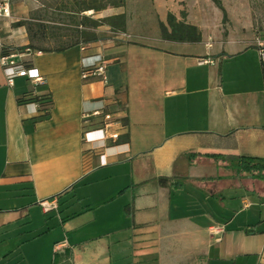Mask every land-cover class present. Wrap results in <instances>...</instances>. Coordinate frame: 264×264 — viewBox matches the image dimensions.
I'll list each match as a JSON object with an SVG mask.
<instances>
[{
	"label": "crops",
	"instance_id": "obj_1",
	"mask_svg": "<svg viewBox=\"0 0 264 264\" xmlns=\"http://www.w3.org/2000/svg\"><path fill=\"white\" fill-rule=\"evenodd\" d=\"M167 12L180 19L179 8L166 0H126L99 12L124 13V32L98 26L92 29L95 41L61 52L14 50L28 44L26 30L12 26L19 20L13 5L9 16H0V243L16 237L20 253L18 259L0 255V264H151L139 257L150 251L156 264H209L211 252L219 257L227 248L224 187L245 182L231 180V170L206 155L264 158L259 46L243 34L222 35L205 9L198 17L185 10L200 42L164 40L159 22ZM3 49L36 68L43 82L15 77L9 86ZM98 59L106 61V81L83 79V66ZM44 96L52 99L44 104L49 116L32 122L43 114L39 104L19 100ZM95 111L86 122L84 115ZM104 113L111 115L107 131L117 140L85 142L84 132L98 128ZM125 134L127 141L121 140ZM158 177L171 184L160 185ZM93 185L99 205L120 201L115 214L123 225L115 230H125V238L83 243L75 236L79 222L71 227L70 221L92 209L80 201L90 198ZM44 199L56 200L57 208L44 212ZM240 203L250 205L243 197ZM31 211L44 219L40 230ZM53 214L61 232L48 240L47 256L40 259L33 254L43 248L45 217ZM213 225L223 231L212 234ZM257 253L255 264H264V249Z\"/></svg>",
	"mask_w": 264,
	"mask_h": 264
},
{
	"label": "rangeland",
	"instance_id": "obj_2",
	"mask_svg": "<svg viewBox=\"0 0 264 264\" xmlns=\"http://www.w3.org/2000/svg\"><path fill=\"white\" fill-rule=\"evenodd\" d=\"M59 1L61 0H10V4L14 6L15 17L20 20L24 17L27 18L29 12L38 8L41 3L50 5ZM132 1L129 0L130 3ZM215 1L220 2L226 10L225 20H222V13ZM166 2L170 7L179 8V16L181 11L185 12L189 8L192 15L198 17V10L205 9L207 15L215 23H220L219 28L222 35H227L229 32L243 34L254 43L264 46V0H166ZM85 14L94 18L103 16V13L92 11ZM260 184L257 182V186L252 187L247 182L233 183L230 181L224 187V200H226L227 206L223 211L226 213L223 221L227 224V234L223 246L225 247L227 244V248L220 250L222 255L219 256L220 258L217 257L216 251L215 253L211 252L209 264H255L257 262V252L264 249V186H260ZM97 189L98 187L94 185L88 188L87 190L91 193L90 198L80 201L84 207H88L87 204L90 203L92 209L86 210L77 220L70 221L71 227H76L75 223L79 222V227L73 229L77 230L75 236L80 237L83 243H90L95 240L94 238L101 239L104 243L113 242L116 238H125L126 234L123 233L125 230L121 232L115 230L123 225L122 220L115 214V208L121 205L120 201L105 207L99 205ZM242 197L249 202L248 208H242L240 203ZM61 214H63L62 217L67 215L64 212ZM30 215L32 222L40 230L41 226L38 224L42 220L44 222L43 217L38 211H31ZM55 216L53 214L45 217L47 224H43V226H45L44 230L49 227V235L41 239L40 244L43 245V248H39L38 254H36L37 250L33 254L40 256V259H45L47 256L46 246L49 239L54 234L61 232L60 229H56V223L53 221ZM20 225H26L25 221L22 220ZM15 238H8L0 243V255L9 254L12 259L19 258L20 253Z\"/></svg>",
	"mask_w": 264,
	"mask_h": 264
},
{
	"label": "trees",
	"instance_id": "obj_3",
	"mask_svg": "<svg viewBox=\"0 0 264 264\" xmlns=\"http://www.w3.org/2000/svg\"><path fill=\"white\" fill-rule=\"evenodd\" d=\"M126 0H61L53 4H44L29 12L27 18L20 19L12 23L13 27L23 26L28 36V44L14 50H37L42 52H61L81 43L95 41L96 35L92 29L106 25L112 31L124 32L126 27V17L124 13L94 18L85 14L88 11L99 13L109 7H123ZM216 6L222 13V20H225L226 10L220 2L215 1ZM186 12H180L178 19L172 12H167L165 21L159 22L160 36L164 40L175 42L198 43L201 41L200 30L185 21ZM12 50L3 49L1 55H6ZM262 69V67H261ZM264 74V71H262ZM84 77L83 79L88 78ZM37 102L43 114L32 118V122H37L48 118L49 112L44 104L51 105L50 96L20 99L24 101ZM43 100H45L43 102ZM123 123L126 124V118ZM121 140H128L125 134ZM215 161L223 162L225 167L231 170V180H241L247 184L264 183V158L250 155H221L207 154ZM160 185L171 184V178L158 177ZM255 186V187H256ZM139 257L148 259L151 264H156V252L139 254ZM145 259V260H146ZM139 263V262H137Z\"/></svg>",
	"mask_w": 264,
	"mask_h": 264
},
{
	"label": "built area",
	"instance_id": "obj_4",
	"mask_svg": "<svg viewBox=\"0 0 264 264\" xmlns=\"http://www.w3.org/2000/svg\"><path fill=\"white\" fill-rule=\"evenodd\" d=\"M10 15V0H0V16H9ZM259 46V60L261 62L262 71H264V46L258 44ZM17 56L16 53L10 52L3 57H1V64L3 67V72L6 78V82L9 86L13 84V80L15 77H26L29 79L32 84L37 85L43 82V77L38 73L36 68L26 67L21 63H18L14 60ZM207 62V61H204ZM105 68L106 61L103 59H98L96 62L83 66L82 69V77L87 76H100L103 82L106 81L105 77ZM99 113L98 111L91 112L89 114H85L84 118L86 122L87 119L91 117V115H95ZM112 123V118L109 113L103 114V120L100 123L98 128L86 130L83 134V140L85 142L95 143L99 141H105L106 139H110L115 142L118 138L117 133H108L107 129ZM98 134L96 138L93 137V134ZM39 205L41 206L44 212L53 210L57 208V202L54 199H44L39 201ZM210 232L214 235H218L223 231V227L219 225H213L209 228Z\"/></svg>",
	"mask_w": 264,
	"mask_h": 264
}]
</instances>
